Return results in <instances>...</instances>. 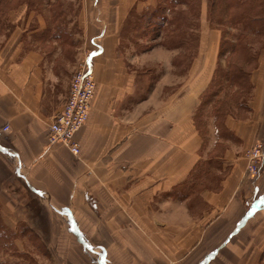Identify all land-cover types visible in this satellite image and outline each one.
<instances>
[{"label":"crops","instance_id":"0c3cea01","mask_svg":"<svg viewBox=\"0 0 264 264\" xmlns=\"http://www.w3.org/2000/svg\"><path fill=\"white\" fill-rule=\"evenodd\" d=\"M152 1L80 0L75 10L30 0L0 8V218L9 229L23 222L22 233L41 251L25 264L262 261L264 163L250 176L244 152L264 138V43L250 49L257 63L243 70L247 85L226 83L243 95L230 101L222 83L205 103L223 59L217 62L220 42H189L190 52L162 47L144 58L135 42L122 41L130 16ZM69 15L71 22L57 18ZM76 25L83 42H56ZM85 57L96 87L73 155L47 144V127ZM188 185L200 189L191 193ZM8 244L0 253L8 254Z\"/></svg>","mask_w":264,"mask_h":264},{"label":"rangeland","instance_id":"374dc122","mask_svg":"<svg viewBox=\"0 0 264 264\" xmlns=\"http://www.w3.org/2000/svg\"><path fill=\"white\" fill-rule=\"evenodd\" d=\"M23 1H26V3H30V0H4V1L0 0V2H2V4L0 5V8H2V9L5 8V10H7L9 8H14L17 5H19L20 2H23ZM58 2H59V6L64 5V6L72 7V5H73L75 10L78 7V5L80 4V0H63V1L58 0ZM152 2L154 4L152 3L153 5L150 6L149 8H151L155 5L156 0H153ZM180 7L184 8V6L182 5V6L175 7L174 10L178 11ZM185 8H186V6H185ZM221 9H222L221 6H219L216 9L214 16H213L217 19L218 18L217 16L219 15V19H221L219 22H217L215 20H213L212 22L209 21V19H208L209 17L207 16V12H208L207 0H197V10L195 12H189V10L186 9L188 11L187 12L184 9H181V11L184 10V12L182 13L183 15L182 14H180V15L173 14V16L175 18H178L179 23L182 21V19H187L188 22H190V25L188 24V31H189V33H192V37L187 42H220L219 48H218L217 62H220L218 60H219V52H220L221 42H229V43L230 42L231 43L232 42H238L239 38L242 37L243 34L246 33L247 38H242L241 40H242V42H250L251 43L250 48L256 49V47H258L264 43V31H262L260 34L259 33L254 34L250 31H244L240 24H236V23L231 24V23L227 22L226 21L227 18L224 19V17H222L223 15H221V14H223L221 12ZM202 10H203V12H202ZM232 11L235 12V9H233ZM166 13H168V12H166ZM169 15H170V13H169ZM176 15H177V17H176ZM138 16H139V14H133L132 16H130L128 23L125 25V29L122 30V32H121V35L123 37L122 41L123 42H135L136 43L135 45L133 43V45L136 48L135 51L141 52V53L143 52L142 54L145 55L144 58H149V57L154 56L155 52H156V55L158 57L159 55H158L157 49L164 50L162 47H167V46H165V42H172L174 35H175V31L171 29V25H168L166 23V21L155 20V19L148 20L147 17H145V19L141 20L140 25L142 28H139L138 26L133 27L131 24V21H132V19L137 21ZM4 17L5 16L0 14V31H2V28L4 27V25H3ZM43 17L47 22V18H49V16H47L44 13ZM72 17H74V15L59 16L57 18L59 20H61L62 22L65 21V23H67V22H71L70 20H72ZM222 18H223V20H222ZM168 19H170V18H168ZM139 30L141 32H139ZM199 32L201 35L200 39L196 38V35L198 37ZM0 33H2V32H0ZM59 34H60L61 38L59 40H57L56 42H74L75 39H76L75 42H77V45H78V42H83L81 39V37L83 35V31L79 30L78 25H76L75 30L60 31ZM2 41H3V36L0 35V42H2ZM44 42H52V41L51 40L46 41V39H45ZM190 45H191V43L187 44V46H189V49H188L189 52L191 51V47L194 44H192L191 47H190ZM241 46H242V44H241ZM65 47H67L71 52V50H72L71 45H65ZM245 48L247 49L248 47H243L241 49L239 48V50H236L235 53L231 54V62L235 63L236 65H239L241 68H243V70L245 69L246 71H249L257 63V59L254 57V58H252V60L249 61V63H246L247 64V66H246L247 69H246L245 65H243L241 62V60H243V54L245 55ZM86 52H87V50H85L84 53H86ZM248 52L255 54L251 50H249ZM84 53H83V56H84ZM225 56L227 57L228 55L226 54ZM222 58L223 57H221V59ZM228 58L229 57H227V59L223 58L222 61L220 62V65L222 67L226 64ZM81 61H82V58L80 60H77L75 69L78 68V64ZM215 78H216V76L213 78L214 82H213V80L211 81L210 87L207 90L208 92H212L218 87L215 85L216 84ZM247 82H248V80L245 77V80H243V86L244 87L247 85ZM226 83L227 82H223V80H222L221 91L226 90V92H229V94H231V98L229 99L230 101L233 100V97L236 99V98L241 97V95H243V92H244V90H242L243 88L235 87L234 92L231 93V88H229V87L227 88ZM234 85H236V84H234ZM208 92L205 94V99H204L205 103L207 102L206 101L207 98L209 99L212 97V95H210V93H208ZM226 100L227 99H225L224 101L226 102ZM230 101H229V103H230ZM204 106H205V104H204ZM220 106L223 109H227L225 104L222 103V101L220 103ZM200 110L202 111V107L200 108ZM200 110H199V113H200ZM207 110L209 111L210 109H208V107H205L203 109L205 114H206ZM203 120H205L204 114H203ZM222 120H223V115H221V117L217 116L216 126L218 127V129L220 128V126L222 124ZM203 125H204V123H203ZM221 149H222V147H218L217 152H220ZM216 163H217V160L212 159L210 165H212V164L215 165ZM212 181L213 182L216 181L215 174L213 175ZM207 183L208 184L210 183L209 186H211V180L210 179H209V181H207ZM188 187H189V185H188ZM188 187L187 188L185 187V189L188 190ZM192 189H194V192H195V191H198L200 188L196 189V187L193 185ZM188 191L191 193H194L191 190V186L189 187ZM24 200L27 201L26 198ZM20 223H22V224H20ZM20 223L19 224L17 223L15 227H11L12 229H10V230L12 233L11 234L12 240L9 239V240H11L9 242L11 245L8 244L9 248L7 251V253H8L7 255H4L2 252L0 253V260L4 259L6 262L10 261L11 264H25L26 261H24V260L36 261L37 256L41 257V255H42L41 251H39L33 245L35 243L32 240H30V238L32 239V237H30L28 235V233H26V232L22 233V231H21V228H23L25 226V224H23V222H20ZM23 229H25V228H23ZM23 234L26 236V238L24 239L25 241L23 242V244H24L23 249H20V244H19L20 242L18 239H20L21 236L25 237V236H23ZM27 238H28L30 244H29V242H26ZM6 244H7V242H6ZM262 252H261V260L262 261L259 262V264H264V255Z\"/></svg>","mask_w":264,"mask_h":264},{"label":"trees","instance_id":"16d2710c","mask_svg":"<svg viewBox=\"0 0 264 264\" xmlns=\"http://www.w3.org/2000/svg\"><path fill=\"white\" fill-rule=\"evenodd\" d=\"M1 4L2 2H0V5ZM182 5L184 6V8L180 7L178 11L174 10L175 7ZM219 6H221V12L223 13L220 14L223 15L222 17H224V19L227 18V22L231 24H240L244 31H250L254 34H260L262 31H264V0H207V16L209 17V21L212 22L213 20H215L219 22L221 20L219 19V15L217 16V19L213 17L216 9ZM181 9H184L185 11L189 10V12H195L197 10V0H156V3L153 7L139 14L134 26L142 28L140 23L142 19H145V17H147L148 20L155 19L166 21L168 25H171V29L175 31V35L172 42H165V46H167V48H179L180 46H185L189 43L187 41L192 37V33H189L188 31V24L190 25V22H188L187 19H182V21L179 23L178 18H175L173 16V14H182L184 10L181 11ZM233 9H235V12L232 11ZM167 17L170 19H168ZM139 32L141 31L139 30ZM196 38H198L197 35ZM242 38H247L246 33L239 38L238 42H221L219 58H229L223 67L220 65V63H217L215 75L216 86H220L219 84H221L222 80L223 82H227L233 85H243V80H245L246 77L245 72L239 65L231 62V54L235 53L236 50H239V48L241 49L243 47H248L249 49L245 48V55L243 54V60H241L243 65L249 63L252 58H256V55L248 52L251 49V43L242 42ZM226 54L228 55L227 57L225 56ZM209 93L210 95L214 96L216 94V90ZM217 111L219 110L217 109ZM11 234V230L6 227V225L0 218V245H2L3 242L8 243L11 241ZM262 253L264 255V251Z\"/></svg>","mask_w":264,"mask_h":264},{"label":"built area","instance_id":"2783aa9c","mask_svg":"<svg viewBox=\"0 0 264 264\" xmlns=\"http://www.w3.org/2000/svg\"><path fill=\"white\" fill-rule=\"evenodd\" d=\"M95 87L91 66L85 57L71 75L68 94L60 112L48 124L46 139L49 146L62 144L71 154H79L80 147L75 134L88 119ZM244 158L246 172L250 176L257 175L264 163V138L245 150Z\"/></svg>","mask_w":264,"mask_h":264}]
</instances>
